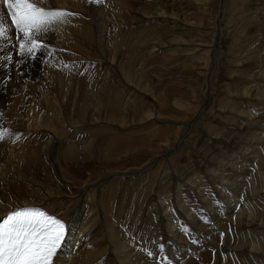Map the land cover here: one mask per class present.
<instances>
[{
    "label": "rangeland",
    "instance_id": "1",
    "mask_svg": "<svg viewBox=\"0 0 264 264\" xmlns=\"http://www.w3.org/2000/svg\"><path fill=\"white\" fill-rule=\"evenodd\" d=\"M122 1L99 0L97 3L93 0L86 10L74 11L73 8L67 9L71 7L67 0H33L37 6L45 9H64L77 13L78 15L68 18V23L78 24V16H82L81 21L87 23L93 35L89 41H86L81 37L72 36L71 30L66 29V24H57L47 33H41L37 37L38 41L49 47L38 50L35 59L28 54L23 56L20 54L19 42L11 26L10 17L7 16V10V18H1V22L9 27L12 38V42H0V98L3 102L6 101L3 106L5 108H0V129L11 133V135L6 134L7 141L5 138L4 142L0 141L2 144L0 151L5 152H0L2 153L0 159L4 158L0 161L6 164L0 167L2 170L5 169L4 177L0 178L1 215L21 205L39 206L43 204L42 200L48 201L52 209L63 206V200L67 199L68 195L73 194L70 199L74 200L85 186L97 187L101 179L106 182L113 181L114 178H119L122 172L130 173L126 169L129 170V167L131 169V166L136 165L138 175L133 177L135 173H130L127 177L137 180L130 185L129 198L131 219L138 224L140 230L135 231V237L129 238L133 245L126 254L127 264H144L146 257L157 258L162 253L164 258L169 259V264H185L190 249L186 247L188 251L178 250L177 240L172 242L174 247L170 242L166 243V249L164 238L161 237L167 236L169 241L174 235L180 236L184 233L185 226L193 228L189 233L188 246L193 247V250H205L204 254H206L199 260L193 259L190 264H264V0H124L123 5ZM62 4L70 7L63 8ZM147 37L151 40L150 38L144 40ZM20 38L22 39V34ZM118 39H122L126 45L128 41L126 49L130 52L129 55L122 49L116 50ZM120 54H123V57ZM124 56L132 58L133 73L131 71V74L134 76H131L134 78L133 81L136 78L133 84L127 81L126 84L123 76L119 75L121 74L119 70L112 71L117 69L116 64L118 66L126 64ZM9 57L12 59L9 60ZM118 57L121 58L117 61ZM113 58L116 64L109 62ZM120 62L122 64H119ZM65 65L77 70L70 79L73 81L69 80L71 83L69 87L67 80L62 82L56 77L57 72L53 73L57 67ZM48 67L52 68V76ZM88 71H90L89 75L94 73L90 76L92 80L87 79L94 97L88 101L87 106L90 103H93V106H88L89 110L87 109L85 118L80 119L77 113L80 112L78 106L82 87L80 85L83 77L86 76L85 72ZM48 76L50 79L52 77L51 81L47 79ZM105 78L109 79L107 86H104L102 81L103 79L106 81ZM32 85L33 90L29 87ZM117 89L121 93L123 102L128 100L129 107L137 110L135 119L132 120V113H124L127 110L112 117L102 104L100 107L96 105L94 99L97 97L95 95L97 92L101 96L104 95L103 93L113 95L114 90ZM33 91H36L38 97L36 94L33 97L37 99L32 97ZM9 97L11 104L7 103ZM19 97H23V100ZM72 99L74 102L71 101ZM162 102H165L167 108ZM20 103H24L23 107H29H26L28 113L35 107L36 109L33 110L35 113H43L42 129L15 128V124H12L14 117L10 120L5 111L9 106L12 110L8 109V111H12L11 113L25 112L26 110L20 109L22 108ZM70 103L76 109H73ZM31 105H40V108L33 106L31 109ZM164 107L168 113L166 115L164 111L162 113ZM16 108L17 111L20 109V113ZM93 108L94 115L91 113ZM54 110L60 113L55 114ZM68 111H73V114ZM145 111L153 113V118H148L151 115ZM48 117L51 118L47 119ZM89 118L92 120L91 123L88 122ZM45 121L50 124L53 122V128L49 123V126L45 125L47 124ZM103 121L105 122L102 123ZM108 121L117 123L111 125ZM57 126L61 129H57ZM107 127L117 134L121 133L120 137H126L125 140L139 137L136 139L137 143L141 137L144 139L142 147L147 146L141 150L136 147V151L126 142L122 145L116 143L117 151L126 154L111 156L110 159L107 151L104 150L105 141L101 138L104 135H89L90 129L103 131ZM134 127L136 132L144 130L142 133L148 134L144 136L141 132H137L134 138L127 137L129 133L126 131H134ZM149 129L151 131L155 129L152 131L153 135L148 131ZM34 130L37 132L35 133ZM171 131H177L175 133L178 134L174 136L175 133ZM184 131L185 137L177 144L179 147H176L177 138ZM61 132L63 143L69 142L68 145L73 150L71 161L63 157L62 160L59 157L62 147L59 149L55 146L56 133ZM157 133V137L161 135L160 138L156 137ZM164 133L171 134L166 138ZM156 139L167 143H159ZM50 140L53 141L49 142ZM84 144L92 145L89 151L91 156L87 147L84 148ZM11 149H15V152ZM16 151L18 155L23 154L17 156ZM8 152H12V156ZM104 152L106 154L103 155ZM130 153L131 155H128ZM7 157L11 158H9L11 164ZM158 157L161 158L157 159ZM15 158H20L21 161L18 159L19 163H16ZM154 160L157 165L148 163ZM145 163L150 169L143 172L140 169L146 165ZM62 167L67 170L63 172ZM9 171L13 173L7 174ZM112 173L115 174L109 177L108 174ZM84 177L87 179L85 180ZM70 178L77 180L80 178L84 180V185L77 184L75 180L72 182ZM121 185L118 183L114 189V207L118 204ZM248 221L250 224L247 226L251 223L252 225L244 228L242 224ZM119 225L118 228L122 231L123 228L121 224ZM98 232L105 240V230L100 229ZM111 244L117 250V244L115 242ZM149 252L154 253L155 256L150 257ZM209 252L212 254L209 255ZM122 257L120 254L115 255L118 260Z\"/></svg>",
    "mask_w": 264,
    "mask_h": 264
},
{
    "label": "bare ground",
    "instance_id": "2",
    "mask_svg": "<svg viewBox=\"0 0 264 264\" xmlns=\"http://www.w3.org/2000/svg\"><path fill=\"white\" fill-rule=\"evenodd\" d=\"M64 1V0H63ZM66 3V2H65ZM67 3L69 4V5H71V7L70 6H68V5H66V4H62L63 5V8H65L66 6H68V7H70V8H67V9H71V8H73V10L75 11V10H86L87 9V7H88V5H90L91 3H89L88 2V0H67ZM123 4H125V2H124V0L122 1V5ZM61 5V6H62ZM65 5V6H64ZM107 8V7H106ZM6 8H3V7H0V23H2L1 22V18H7V16H6ZM72 10V9H71ZM70 11V10H69ZM82 12V11H81ZM85 13H86V11H85ZM219 13H221V12H219ZM118 14V13H117ZM127 15H128V13H127ZM160 15V14H159ZM221 16V15H220ZM82 16H78V21H79V23L78 24H69V23H67L66 25V29H70L71 30V34H72V36H78V37H81V38H83L84 40H86V41H89L91 38H92V36L93 35H91V31H90V27L87 25V23L86 22H83V21H81V18ZM85 17V16H84ZM131 19V18H130ZM157 19H158V16H157ZM218 19H219V17H218ZM7 21V20H6ZM91 21V20H90ZM118 21H119V19H118ZM218 22V21H217ZM106 24V23H105ZM111 24V23H110ZM5 25V24H4ZM60 25V24H59ZM6 26H7V24H6ZM113 26V25H112ZM130 26V25H129ZM130 28V27H129ZM165 28V27H164ZM64 29V28H63ZM65 29V30H66ZM61 30V29H60ZM69 30V31H70ZM114 31V30H113ZM56 32H57V30H56ZM64 32V31H63ZM62 32V33H63ZM113 33V32H112ZM117 33V32H116ZM114 34V33H113ZM63 36V35H62ZM112 36V35H111ZM140 37V36H139ZM148 38H150V37H147L146 39H144V40H148ZM134 39H136V38H134ZM12 40V38H8V39H5V41H3V39H0V42L1 43H6V42H10ZM150 40H151V38H150ZM135 41V40H134ZM12 42V41H11ZM57 44V43H56ZM67 44V43H66ZM4 45V44H3ZM6 45V44H5ZM124 46H126L125 48H124ZM127 46H128V41H127V45H126V43L124 44V41L122 40V39H118V40H116V50H121L122 49V51H126V53L129 55V51H127ZM130 50H132L131 48H130ZM126 54V55H127ZM53 55H55L56 56V54L55 53H53ZM121 55V54H120ZM123 55V54H122ZM121 55V56H122ZM53 57V58H55V60H56V57ZM116 57V56H115ZM114 57V58H115ZM123 57V56H122ZM125 58H126V61H124V63H126L124 66L122 65V66H118L117 64H116V62H115V59L113 58V59H109L110 61L109 62H112V64L113 63H115L116 64V66H117V69H113L112 71H118L119 70V72L121 73V74H119V75H121V76H123V78H124V80H125V83H126V81L129 83V84H133L134 82H135V80H136V78H135V80L133 81L132 79H134V78H132V76H134V75H132L131 74V71H132V66H133V63H132V58H130L129 56L127 57V56H124ZM52 58V57H51ZM121 58V57H120ZM120 58L118 57L117 58V61L118 60H120ZM125 60V59H124ZM160 60V59H159ZM213 61V60H212ZM56 62V61H55ZM106 63V62H105ZM104 63V64H105ZM118 63V62H117ZM55 64V63H54ZM58 64V63H57ZM119 64H122V62H120ZM214 64V63H213ZM49 65V64H48ZM52 65H53V60H52ZM51 66V65H50ZM57 66V65H56ZM47 67V66H46ZM121 67V68H120ZM51 68V67H50ZM48 69H49V67H48ZM47 69V70H48ZM52 69V68H51ZM51 69H49V74H51V76H52V74L53 73H55V71L57 72V75H56V77L58 78V79H60V81H64V80H67V82H68V87H69V84H71V83H69V80L72 78V77H74V75H75V73H76V68H73V67H65V66H61L60 68H58L57 67V70H53V73H51ZM55 69V68H54ZM48 72V71H47ZM89 72L90 71H88V72H85L86 73V76L85 77H83V79H82V85H80V86H82L81 88H80V102H78L79 104H78V106H79V111L80 112H77L78 113V115L80 116V119H81V117H83V118H85V116H86V111H87V109H88V106H93L90 102V105H88L87 106V103H88V101H90L93 97H94V95H92V91H91V89H90V82L88 81L89 79H91V77L90 76H92L93 74H90L89 75ZM94 72V71H93ZM102 72V71H101ZM20 73V72H19ZM97 73V72H96ZM132 73H133V71H132ZM46 74H48V73H46ZM48 74V75H49ZM105 74V73H104ZM99 75V74H98ZM106 75H107V72H106ZM118 75V74H117ZM132 75V76H131ZM50 76V77H51ZM109 76V75H108ZM169 76V75H168ZM94 77V76H93ZM107 77V76H106ZM42 78V77H41ZM44 78V77H43ZM62 78V79H61ZM102 78V77H101ZM121 78V77H120ZM122 78V79H123ZM47 79H50L49 78V76H48V78ZM51 79H52V77H51ZM51 79H50V81H51ZM55 78H53V80H54ZM88 79V80H87ZM106 79V78H105ZM111 80H114V79H112V78H110ZM44 80V79H43ZM92 80V79H91ZM98 80H99V78H98ZM111 80H110V82H111ZM55 81V80H54ZM70 81H73V80H70ZM78 81V80H77ZM95 81V80H94ZM103 81V83H104V86H107V84L106 83H108L109 82V79L107 80L106 79V81L103 79L102 80ZM75 82V81H74ZM137 82V81H136ZM37 83V82H36ZM73 83V82H72ZM94 83V82H93ZM100 83V82H99ZM23 84V83H22ZM38 84V83H37ZM37 84H36V86H37ZM41 84V83H40ZM49 84V83H48ZM60 84H63V83H60ZM66 84V83H65ZM97 84V83H96ZM127 84V83H126ZM125 84V85H126ZM42 85V84H41ZM109 85V84H108ZM44 86V85H43ZM48 86V85H47ZM66 86V88L69 90V88ZM111 86V85H110ZM132 86V85H131ZM135 86V85H134ZM29 87H31V89L33 90V85L32 86H29ZM49 87V86H48ZM57 87V86H56ZM23 88V87H22ZM97 88V87H96ZM127 88V87H126ZM10 89V88H9ZM36 89V88H35ZM78 89V88H77ZM93 89V88H92ZM168 89V88H167ZM31 90V91H32ZM67 90V91H68ZM95 90V89H94ZM96 90H98V89H96ZM95 90V91H96ZM104 90V89H103ZM124 90V89H123ZM8 91V90H7ZM72 91V90H71ZM79 91V90H78ZM167 91V90H166ZM17 92V91H16ZM26 92H28L27 90H26ZM20 93H22V91L20 92ZM25 93V92H24ZM23 93V94H24ZM71 93V92H70ZM10 94V93H9ZM27 94H29V93H27ZM34 94H36V96L38 97V95H37V93H36V91L34 92L33 91V94H32V97H33V95ZM43 94V93H42ZM45 94V93H44ZM104 95H102L101 96V94H99L98 95V92L95 94V95H97V97L94 99L95 100V103H96V105H98L99 107H100V105L102 104V106H103V108L104 109H106V110H108V112L110 113V115L112 116V117H115V115H116V113H123V111L124 110H127V111H124V113L125 112H127V114L130 112V113H132V120H133V118H134V116H136V109H134L133 107H132V109H131V107H129V104L127 103V101L128 100H124L125 102H123V99L121 98V93H119L118 92V89L117 90H114V92H113V95H108V93H103ZM22 95V94H21ZM71 95V94H70ZM125 95V94H124ZM22 96H24V95H22ZM53 96V95H52ZM165 96V95H164ZM11 97V96H10ZM10 97L9 98H7L8 99V101H7V103L9 102V99H10ZM26 97V96H25ZM24 97V98H25ZM35 97V96H34ZM33 97V98H34ZM51 97V96H50ZM71 97V96H70ZM125 97V96H124ZM163 97V96H162ZM166 97V96H165ZM169 97V96H168ZM18 98V97H17ZM22 99L23 100V97H19V99ZM26 98H28V97H26ZM25 98V99H26ZM32 98V99H33ZM40 98V97H39ZM52 98V97H51ZM161 98V97H160ZM2 98H0V108L1 107H3V106H5L4 105V103L6 102H3L2 100H1ZM5 99V98H4ZM18 99V100H19ZM31 99V98H30ZM34 99H37V98H34ZM55 99V98H54ZM76 99V98H75ZM127 99V98H126ZM129 99V98H128ZM43 100V99H42ZM46 100V99H45ZM67 100V99H66ZM122 100V101H121ZM161 100V99H160ZM164 100V99H163ZM167 99H165V101H166ZM14 102H16L15 100H13ZM69 101H70V98H69ZM71 101H73L74 102V100L72 99ZM76 101V100H75ZM169 101V100H168ZM2 102V103H1ZM19 102V101H18ZM17 102V103H18ZM21 102H23V101H21ZM130 102H132V101H130ZM129 102V103H130ZM167 102V101H166ZM42 103V102H41ZM44 103H46V102H44ZM50 103H51V101H50ZM49 102H48V104H50ZM165 103V102H164ZM163 102H162V105L164 104ZM9 104H11V102H9ZM21 104V106L22 105H24V103L22 104V103H20ZM47 104V105H48ZM53 104V103H52ZM51 104V105H52ZM55 104V103H54ZM71 105H72V108H73V104L72 103H70ZM128 104V105H127ZM170 104V103H169ZM7 105V104H6ZM14 105V104H13ZM17 105V104H16ZM15 105V106H16ZM26 105V104H25ZM27 105H28V102H27ZM46 105V106H47ZM159 105H160V103H159ZM183 105V104H182ZM29 106V105H28ZM28 106H26V107H28ZM32 106V105H31ZM30 106V107H31ZM34 106V105H33ZM33 106L31 107V109L33 108ZM35 106H37V105H35ZM34 106V107H35ZM43 106V105H42ZM75 106V105H74ZM128 106V107H127ZM131 106V105H130ZM132 106H133V104H132ZM164 106H166L165 104H164ZM169 106V105H168ZM184 106V105H183ZM26 107H23L22 106V108L20 107V109H24V110H26L25 112H23V113H20L19 112V110L17 111V108H16V111L17 112H19L20 114H16V112L14 113H11V112H9L8 111V109L9 110H12L9 106H7L6 107V111H5V114L6 115H8L9 117H10V120H12V117H14V123H12L13 125L15 124V128H18V129H24L25 127H27V128H33V129H37V127H40L41 129H42V125H44V124H42L41 123V120L43 119L42 118V116H43V113H41V112H34L33 110L34 109H36V107L35 108H33L32 109V112H30V113H28L29 112V110H28V108H26ZM38 108H40V105L39 106H37ZM48 107V106H47ZM177 107H179V106H177ZM3 108H5V107H3ZM13 108H14V106H13ZM51 108H54L55 109V107H51ZM65 108V107H64ZM70 108V107H69ZM75 108V107H74ZM73 108V109H74ZM136 108V107H135ZM166 108H167V106H166ZM182 108V107H181ZM42 109V108H41ZM66 109V108H65ZM72 109V110H73ZM76 109V108H75ZM141 109V108H140ZM161 109H163V107L161 106ZM176 109V108H175ZM184 109V108H183ZM186 109H187V107H186ZM27 110H28V112H27ZM58 110V109H57ZM57 110H54L55 111V114H56V112H57ZM70 110V109H69ZM89 110V109H88ZM93 110H95L94 108L92 109V112L91 113H93V115H94V112H93ZM180 110V109H179ZM37 111H40L39 109H37ZM59 111V110H58ZM63 111V110H62ZM71 111V110H70ZM73 111H75V110H73ZM72 111V112H73ZM155 111V110H154ZM163 111L165 112V114L164 115H166V114H168V113H166V110H165V107H164V110H162V113H163ZM69 112V111H68ZM72 112H69V113H71V114H73ZM104 112V111H103ZM103 112H101V114L103 113ZM142 112V111H141ZM147 112V114L149 115L150 113V111L148 112V111H145V113ZM161 112V111H160ZM37 113H40V114H42L41 115V117H40V114H37ZM57 113H60V112H57ZM108 113V114H109ZM70 114V115H71ZM105 114V113H104ZM140 114V113H139ZM143 114H144V112H143ZM184 114V113H183ZM47 115V114H46ZM69 114H67V116H68ZM123 115H125V114H123ZM151 115V117H148V118H153L152 117V115L154 116V114L153 113H151L150 114ZM239 115V114H238ZM3 116H5V115H3ZM65 116V115H64ZM76 116H77V114H76ZM101 116V115H100ZM110 116V117H111ZM126 116V115H125ZM140 116H143V115H140ZM155 116H157V115H155ZM158 116H160L159 114H158ZM8 117V118H9ZM53 117V116H52ZM102 117H103V115H102ZM107 117H109V116H107ZM111 117V118H112ZM122 119H123V117L122 116H120ZM7 118V119H8ZM30 118V119H29ZM41 118V119H40ZM49 118H51V117H48L47 119H49ZM92 118V117H91ZM91 118H89L88 119V122H92V120H91ZM95 118V117H94ZM93 118V119H94ZM98 118H100L99 117V115H98ZM148 118H147V120H148ZM156 118V117H155ZM64 119V118H63ZM76 119V118H75ZM77 119H78V117H77ZM102 119V118H101ZM107 118H105V120H106ZM117 119V118H116ZM120 119V118H119ZM121 119V120H122ZM135 119V118H134ZM145 119H146V117H145ZM46 120V119H45ZM86 120H87V118H86ZM108 120H109V118H108ZM55 121H57V120H55ZM54 121V122H55ZM71 121V120H70ZM81 121V120H80ZM107 121V120H106ZM117 121H118V119H117ZM146 121V120H145ZM144 121V122H145ZM46 123H47V121H45ZM52 122V121H51ZM98 122V121H97ZM96 122V123H97ZM105 121H103L102 123H104ZM111 122V123H110ZM116 122V121H115ZM114 121H108V123L109 124H111L112 125V123L114 124L115 123ZM119 122H120V120H119ZM134 122V121H133ZM144 122H142V123H144ZM147 122V121H146ZM145 122V123H146ZM43 123H44V121H43ZM49 123V122H48ZM48 123L47 124H45V125H47V126H51L52 128H53V125H52V123L50 124L49 123V125H48ZM75 124H76V121L74 122ZM85 123V122H84ZM83 123V124H84ZM95 123V122H94ZM99 123V122H98ZM117 123V122H116ZM131 123H132V121H131ZM136 123V122H135ZM139 123H140V120H139ZM23 124L25 125V126H23ZM41 124V125H40ZM54 124V123H53ZM55 124H58V123H55ZM88 124V123H87ZM147 124H148V122H147ZM85 125V124H84ZM90 125V124H89ZM92 125V124H91ZM99 125V124H98ZM100 125H102L101 123H100ZM104 125V124H103ZM105 125H107V124H105ZM146 125V124H145ZM156 125V124H155ZM56 126V125H55ZM86 126V125H85ZM93 126V125H92ZM95 126H97V125H95ZM131 126H133V124L131 125ZM191 125L189 124V127H190ZM58 127V128H57ZM56 128L57 129H59V126H57ZM88 127V126H87ZM91 127V126H90ZM100 127V126H99ZM104 127V126H103ZM139 127V126H138ZM137 127V128H138ZM141 127V126H140ZM152 127V126H151ZM150 127V128H151ZM188 127V126H187ZM188 127V128H189ZM94 128V127H93ZM98 128V127H97ZM101 128H102V126H101ZM105 128V127H104ZM143 128H146V127H143ZM143 128H141V130L143 129ZM148 128V127H147ZM155 128V127H154ZM158 128V127H157ZM30 129V130H31ZM39 129V128H38ZM41 129H39V130H41ZM57 129H55L56 131H57ZM61 129V128H60ZM59 129V130H60ZM84 129V128H83ZM91 129H92V127H91ZM90 129V134L89 135H91V134H94V136H97V135H104V137H101V138H103V140L105 141V148H104V150H106L107 151V156L110 158L111 156H117L118 154L119 155H125L126 154V152H120V151H117V149H116V147H117V145H116V143H118L119 145H122V144H124V142H126L128 145H129V147L132 149V150H136L137 151V149H136V147H138L140 150L142 149V148H145V146H147V145H145V143H144V145L145 146H143L142 147V144H143V138L141 139V137H140V140H138V142H140V143H136V139H138V138H134V135H135V133H136V135H137V132H141L140 130L139 131H135L136 129H135V127H134V131H130V132H128V131H126L127 133H129L128 135H127V137L129 136L130 138L131 137H133L134 139H129V140H125V138L126 137H124V138H121L120 137V135L119 134H121V133H119V134H117V133H115V131L113 130H111V129H109V127H107L106 129H103V131H101L100 129H94V130H91ZM140 129V128H139ZM43 130H45V129H43ZM138 130V129H137ZM157 130V129H156ZM177 130V129H176ZM185 130H186V128H185ZM35 131V130H34ZM46 131V130H45ZM122 131V130H121ZM144 131V130H143ZM142 131V132H143ZM147 131V130H146ZM148 131H151L150 129L148 130ZM147 131V132H148ZM152 131H155V129H152ZM152 131H151V133H152ZM158 131V130H157ZM165 131H168V130H166L165 129ZM164 131V132H165ZM178 131V130H177ZM177 131H175V132H177ZM33 132V131H32ZM37 131H35V133H36ZM48 132H50V131H48ZM47 132V133H48ZM60 132V131H59ZM141 132V133H142ZM162 133H163V129H162V131H161ZM171 132H173V133H175L174 131H171ZM179 132V131H178ZM34 133V134H35ZM46 133V132H45ZM65 133V132H64ZM158 133H160V132H158ZM158 133H157V135H156V137L158 136ZM185 131L184 132H181L180 134H179V137L177 138L178 140H177V143H176V147H179L177 144L178 143H181V141L184 139V135H185ZM51 134H54V133H51ZM57 134V136H56V139H57V141H55L56 142V144H55V146H57V148H59V147H62L60 150H62L61 151V155L59 156V157H61V159H62V157L63 158H65V160H69V161H71V158L73 157L72 156V148L68 145V144H70L68 141V144H65V143H63V138H62V132L60 133V134H58V133H56ZM139 135H140V133H138ZM143 134V133H142ZM148 133H146V135H147ZM149 134H150V132H149ZM154 133H152V135H153ZM156 134V133H155ZM161 134V133H160ZM165 134V133H164ZM169 134V133H168ZM165 134L166 135V138L171 134ZM176 134H178V133H175V135L174 136H176ZM35 135H38V134H35ZM85 136H86V134H84ZM122 135L124 136V134L122 133ZM144 136H146L145 135V133L143 134ZM165 135H164V137H165ZM5 136H7V135H5ZM141 136V135H140ZM163 136V135H162ZM58 137V138H57ZM65 137V136H64ZM137 137V136H136ZM151 137V136H150ZM160 137H161V135H160ZM160 137H157V138H160ZM164 137H163V139H164ZM10 140H12L10 137H8ZM70 138H71V136H70ZM69 138V139H70ZM78 138V137H77ZM84 138V137H83ZM88 138V137H87ZM93 138V137H92ZM148 139H149V137H147ZM166 138H165V140H166ZM5 139H6V141H7V138L5 137ZM8 139V140H9ZM51 139V138H50ZM54 139V138H53ZM76 139V138H75ZM85 140H86V138H84ZM96 139H97V137H96ZM124 139V140H123ZM152 139V138H151ZM9 140V142H11ZM94 140V139H93ZM102 140V141H103ZM157 140V139H156ZM156 140H155V142H156ZM51 141H53V140H50L49 142H51ZM72 141V140H71ZM84 141V140H83ZM88 141H90V140H88ZM99 141V140H98ZM147 140H145V142H146ZM149 142H150V140H148ZM154 141V140H153ZM158 141V140H157ZM2 142V141H1ZM3 142H4V140H3ZM8 142V143H9ZM49 142H48V144H49ZM86 142V141H85ZM159 143H161L160 141H158ZM165 141H163L162 143H164ZM12 143V142H11ZM94 143V142H93ZM153 143V142H152ZM165 143H167V141L165 142ZM4 144V143H3ZM65 144V145H64ZM90 144H91V142H90ZM101 144V143H100ZM146 144H147V142H146ZM4 145H6V146H8V144H4ZM10 145V144H9ZM89 145V144H88ZM86 146L85 144H84V148L85 147H87L86 149L88 150V152L90 151V148H91V146L89 145V146ZM99 145V144H98ZM0 146H2V144H0ZM55 146L54 147H52V150H53V148H55ZM94 146V145H93ZM161 146V145H160ZM5 147V146H4ZM46 147V146H45ZM79 147V146H78ZM153 147V146H152ZM155 147V146H154ZM165 147H167V146H165ZM51 148V147H50ZM94 148H95V146H94ZM97 148V147H96ZM98 148H100V147H98ZM174 148H175V146H174ZM3 149V148H2ZM7 149V148H6ZM10 149V148H9ZM9 149H7V150H9ZM58 149V150H59ZM101 149V148H100ZM102 149H103V147H102ZM146 149H148V148H146ZM149 149H150V147H149ZM152 149V148H151ZM163 149V148H162ZM6 150V151H7ZM12 150V149H11ZM15 149H13L12 151H14ZM20 150V149H19ZM18 150V151H19ZM26 150V149H25ZM55 150V149H54ZM57 150V149H56ZM96 150V149H95ZM98 150V149H97ZM154 150V149H153ZM40 151V150H39ZM105 151V152H106ZM139 151V150H138ZM0 152H4V151H0ZM15 152V151H14ZM20 152V151H19ZM49 152V151H48ZM93 152V151H92ZM101 152H102V150H101ZM101 152H99V153H101ZM103 153V155L104 154H106V153ZM140 152V151H139ZM145 152H148V151H145ZM155 152H156V150H155ZM2 153L0 154V155H2ZM5 153V152H4ZM9 153V152H8ZM12 153V152H11ZM11 153H9V155H11L12 156V154ZM18 152L16 151V153L15 154H17ZM26 153V152H25ZM59 153V152H58ZM82 153H84V151H82ZM90 153V152H89ZM19 154V153H18ZM17 154V156H20V155H22V154H20V155H18ZM43 154V153H42ZM51 154V153H50ZM60 154V153H59ZM77 154V153H76ZM87 154V153H86ZM6 155V154H5ZM4 155V156H5ZM8 155V154H7ZM6 155V156H7ZM58 155V154H57ZM89 155V154H88ZM94 155V154H93ZM128 155H131V153L130 154H128ZM5 156V157H6ZM10 156V157H11ZM17 156H15V157H17ZM24 156V155H23ZM90 156H91V153H90ZM106 156V157H107ZM0 157H2V156H0ZM9 157V158H10ZM58 157V158H59ZM77 157V156H76ZM87 157H89V156H87ZM115 157H113V158H115ZM8 158V157H7ZM8 158V159H9ZM21 158V157H20ZM20 158H18L19 160H20ZM30 158V157H29ZM57 158V157H56ZM55 158V159H56ZM91 158V157H90ZM93 158V157H92ZM97 158H98V156H97ZM101 158V157H100ZM102 158H103V156H102ZM101 158V159H102ZM112 158V157H111ZM110 158V159H111ZM161 157H158L157 159H160ZM11 159V158H10ZM10 159H9V162H10ZM16 159V158H15ZM14 159V160H15ZM18 159H16V163L18 162L19 163V160ZM31 159V158H30ZM85 159V158H84ZM106 159V158H105ZM108 159V158H107ZM156 159V160H157ZM0 160H4V158L3 159H0ZM18 160V161H17ZM47 160V159H46ZM62 160H64V159H62ZM74 160H76L75 158H74ZM83 160V159H82ZM95 160V159H94ZM103 160H104V158H103ZM156 160H154V161H150V162H148V163H154L155 164V162H156ZM174 160V159H173ZM6 161V160H5ZM21 161V160H20ZM26 161V160H25ZM27 161H29L28 159H27ZM37 161H39V159L37 160ZM85 161H86V159H85ZM115 161V160H114ZM130 161H132V160H130ZM133 161H136V160H133ZM170 161V160H169ZM33 162V161H32ZM84 162V161H83ZM87 162V161H86ZM108 162V161H107ZM110 162V161H109ZM108 162V163H109ZM122 162V161H121ZM171 162V161H170ZM0 163H1V166L0 167H4L6 164H5V162H3V161H0ZM21 163H23V162H21ZM132 163V162H131ZM10 164H11V162H10ZM29 164V163H28ZM56 164V163H55ZM102 164H104V163H102ZM112 164V163H111ZM123 164V163H122ZM132 164H134V163H132ZM146 165H144L143 167H141V169L140 170H142L143 172L144 171H147V170H149L150 169V167H149V165L147 164V163H145ZM13 165V164H12ZM25 165V164H24ZM33 165V164H32ZM86 165H87V163H86ZM106 165V164H105ZM135 165V164H134ZM155 165H157V164H155ZM16 166V165H15ZM34 166V165H33ZM58 166V165H57ZM66 166V165H65ZM73 166V165H72ZM71 166V167H72ZM109 166V165H108ZM136 166V165H135ZM135 166H131L132 168L130 169V167L128 168L127 166H126V168H128L129 170H127L126 168V171H129L130 173H135L134 175H133V177H136L138 174H136V168H135ZM9 167H10V165H9ZM77 167H79V166H77ZM105 167V166H104ZM42 168V167H41ZM47 168H49V167H47ZM63 168V167H62ZM62 168H60V169H62ZM83 168V167H82ZM64 169V168H63ZM62 169V171L64 172V171H66L67 170V168H66V170L64 169L63 170ZM112 169V168H111ZM1 171H0V178H2V177H4V175H5V169H0ZM9 170V169H8ZM7 170V171H8ZM58 170H59V168H58ZM71 170V169H70ZM73 170V169H72ZM82 170V169H81ZM25 171V170H24ZM52 171V170H51ZM50 171V172H51ZM106 171V170H105ZM142 171H140V172H142ZM68 172H69V170H68ZM11 174V173H13V172H7V174ZM62 173V172H61ZM71 173H73V172H71ZM79 173H81V172H79ZM86 173V172H85ZM98 173H99V171H98ZM109 173V172H108ZM116 173V172H115ZM114 173V174H115ZM130 173H126L125 174V172H122V174L121 175H119V178H117L116 177V179L114 178L113 179V181L112 180H109L108 182H106L104 179H101L100 181H98V183H97V187L96 186H90V185H87V186H85L84 188H83V190L79 193V195L78 196H76L75 198H74V200H71L70 199V197L71 196H73V194L72 195H68V197H67V199H64L63 200V206H57V207H55L54 209H52V207H51V204L48 202V201H41V202H43V204H41V205H39L38 206V208L39 209H41V210H44V211H46L48 214H51V215H56V216H58V218H60V219H62V220H64V221H66L67 222V224H68V228H69V230H68V233H67V236H66V239H65V241H64V244H63V248H62V251H61V253H60V260H61V264H127V261H125V259H126V254L130 251V248L132 247V245H133V243H131L130 242V240H129V238L130 237H135L134 236V233H135V231H138L139 232V230H140V228H138L137 227V225L138 224H136V222L135 221H133L132 219H131V203H130V198H129V188H130V185H131V183L133 182V183H136V179H131L130 177H127V176H129L130 175ZM147 173V172H146ZM65 174H67V175H71L70 173L68 174V173H65ZM84 174V173H83ZM92 174V173H91ZM96 174V173H95ZM113 173L112 174H108L109 175V177L112 175H114ZM120 174V173H119ZM13 175V174H12ZM16 175V174H15ZM14 175V176H15ZM50 175H51V173H50ZM59 175V174H58ZM76 175H77V173H76ZM19 176H20V174H19ZM73 176H74V174H73ZM78 176V175H77ZM77 176H74V177H76L77 178ZM87 176V175H86ZM116 176V175H115ZM123 176L125 177L124 179H123ZM16 177V176H15ZM38 177V176H37ZM57 177V176H56ZM88 177V176H87ZM104 177V176H103ZM21 178V177H20ZM85 178V177H84ZM8 179H10V178H8ZM13 179H15L14 177H13ZM67 179V178H66ZM87 178H85V180H86ZM88 179H90V176H89V178ZM139 179V178H138ZM3 180V179H2ZM26 180V179H25ZM34 180H35V178H34ZM50 180V179H49ZM64 180V179H63ZM68 180V179H67ZM70 180L73 182L74 180L76 181V183L77 184H79V185H84L83 183H84V180H80V178H79V180H77V179H75V178H70ZM9 181V180H8ZM7 181V182H8ZM12 179H11V183H12ZM41 181V180H40ZM69 181V180H68ZM10 182V181H9ZM38 182V181H37ZM46 182V181H45ZM105 182V183H104ZM102 183H104V184H102ZM122 184L121 185V188H120V193H119V199H118V204H117V206L116 207H114V202H113V195H114V189L117 187V184ZM4 184V183H3ZM9 184V183H8ZM7 184V185H8ZM13 184V183H12ZM23 184V183H22ZM40 184V183H39ZM36 185H38V184H36ZM8 186H10V185H8ZM17 186V185H16ZM45 186V185H44ZM119 186V185H118ZM2 187V186H1ZM11 187V186H10ZM22 187V186H21ZM24 187V186H23ZM46 187V186H45ZM9 188V187H8ZM15 189H17L16 187H14ZM13 188V189H14ZM20 188V187H19ZM93 188H95L94 190H90V191H88L89 189H93ZM162 188V187H161ZM4 189V188H3ZM10 189V188H9ZM25 189V188H24ZM24 189H22V190H24ZM163 189V188H162ZM8 190V189H7ZM49 190H50V188H49ZM158 190H159V188H158ZM161 190V189H160ZM14 191V190H13ZM12 191V192H13ZM17 191H18V189H17ZM21 191V190H20ZM31 191V190H30ZM26 192V191H25ZM53 192V191H52ZM28 193H29V191H28ZM32 193V192H31ZM18 194V193H17ZM16 194V195H17ZM20 194V193H19ZM15 195V196H16ZM29 195H31V194H29ZM76 195V194H75ZM18 196V195H17ZM21 196V195H20ZM55 197V196H54ZM17 198V197H16ZM18 198H20L19 196H18ZM50 198V197H49ZM51 200H53L52 198H50ZM45 200V199H44ZM37 201V200H36ZM25 206H28V207H32V206H34V205H21L20 207H25ZM15 208V207H14ZM6 212H8V211H5L4 213H2V215H4ZM1 215V213H0V216H2ZM250 221H251V219H250ZM253 222V221H252ZM237 223V222H236ZM119 224H121V226H122V231L118 228V225ZM247 224H250L249 223V221H248V223H243L242 225H243V227L244 228H246V227H248L249 228V226H251L252 225V223H251V225H249V226H247ZM235 225V224H234ZM240 225V224H239ZM120 226V225H119ZM210 226V225H209ZM165 227V226H164ZM120 230H118V229ZM100 229H104L105 230V232H106V239L104 240L103 239V237H102V234L100 233V232H98ZM142 229V228H141ZM146 229V228H145ZM208 229H209V227H208ZM160 230V229H159ZM241 230H242V228H241ZM193 231V228L192 227H190V226H185V230H184V233L182 234V235H180V236H176V235H174V236H172L171 237V239L168 241V237L167 236H161L162 237V239L164 238V242H165V244H164V246L166 247V249H167V244L166 243H168V242H170L171 244H172V242H173V240H177L178 241V244H177V248H178V250H183V249H185L186 247L187 248H189L190 249V252H189V254H188V257L187 258H185V264H190L191 262H192V260L193 259H200L203 255H206V254H204V251L205 250H200V249H194L193 250V247H189L188 245H190V237H189V233L190 232H192ZM164 232V231H163ZM162 232V233H163ZM137 236V235H136ZM185 238V239H184ZM217 239V238H216ZM219 239V238H218ZM215 240V239H214ZM109 241V242H108ZM176 241V242H177ZM230 241H231V239H230ZM236 241V240H235ZM111 242H115L116 244H117V250H115V248L112 246V244H111ZM225 242V241H224ZM227 243V242H226ZM226 245V244H225ZM172 246H173V244H172ZM227 246V245H226ZM174 247V246H173ZM240 247V246H239ZM169 248V247H168ZM202 248V247H201ZM211 248V247H210ZM225 248V247H224ZM255 248H257V247H255ZM188 249V250H189ZM203 249V248H202ZM206 249V248H205ZM186 250V249H185ZM188 250H186V251H188ZM208 250V249H207ZM210 250V249H209ZM231 250H233V249H231ZM238 250H240V249H238ZM212 251H213V249H212ZM211 251V252H212ZM234 251H236V250H234ZM207 252V251H206ZM235 253H237V252H235ZM116 254H120V255H122L123 257H122V259H120V260H118V259H116L115 258V255ZM212 253H210L209 252V255H211ZM162 255H163V253H162ZM162 255H160V256H158L157 258H145L144 259V264H162V260L164 259V257L162 256ZM240 255V254H239ZM165 256V255H164ZM239 257V256H238ZM241 257V256H240ZM243 257V256H242ZM245 257V256H244ZM161 259V260H160ZM125 261V262H124ZM238 261H239V259H238ZM215 263V262H214ZM241 264V263H240Z\"/></svg>",
    "mask_w": 264,
    "mask_h": 264
},
{
    "label": "snow or ice",
    "instance_id": "3",
    "mask_svg": "<svg viewBox=\"0 0 264 264\" xmlns=\"http://www.w3.org/2000/svg\"><path fill=\"white\" fill-rule=\"evenodd\" d=\"M88 2L92 3L93 0ZM0 7L7 9L20 54H28L33 59L38 50L49 47L38 41L41 33H47L57 24H67L69 17L78 15L64 9H45L37 6L33 0H0ZM10 36L9 27L0 23V39ZM6 134L11 135L0 129V141ZM67 230L66 221L39 208L17 206L10 209L0 216V264H61L60 253ZM148 255L155 256L152 252ZM162 264H169V259L165 257Z\"/></svg>",
    "mask_w": 264,
    "mask_h": 264
}]
</instances>
